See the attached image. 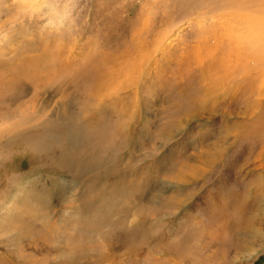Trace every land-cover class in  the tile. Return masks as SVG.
<instances>
[{"label": "rangeland", "instance_id": "374dc122", "mask_svg": "<svg viewBox=\"0 0 264 264\" xmlns=\"http://www.w3.org/2000/svg\"><path fill=\"white\" fill-rule=\"evenodd\" d=\"M186 1L0 0V264H264V146Z\"/></svg>", "mask_w": 264, "mask_h": 264}, {"label": "bare ground", "instance_id": "6f19581e", "mask_svg": "<svg viewBox=\"0 0 264 264\" xmlns=\"http://www.w3.org/2000/svg\"><path fill=\"white\" fill-rule=\"evenodd\" d=\"M191 2L192 1L188 0L185 3H181L182 5L177 4V3H179V2H177L175 5L176 6L175 8L178 7V9H179V8H183V6L188 7V5ZM194 2H196V5H197L196 8L197 9L200 8V9L204 10L203 12L201 11L203 14H205V15L206 14H208V15L213 14V16L216 17V20L210 21L211 22L210 26L213 25L212 27H214L215 29L222 28V31L220 30L221 32L217 30L218 34H215L213 36V37H216L217 40H220V42H217L211 46L206 44L209 49L214 48L216 50L215 54H213V56L211 57V59H212L211 62L218 63V62L222 61V55L225 57L223 62H220L222 65L221 69H223L222 72H219L218 68L212 66V69H213L212 72L214 74L212 73L211 75L214 76V78H215V75L219 72V75L221 74V76H223L225 78H226V76L231 77V81H229V80L228 81L230 82V86L233 89H235V91L237 92V93H235V97H237V98H235V100L236 101L240 100V99L242 100V98H243V102H245V105L247 104L248 111H250L252 114L251 116H249L248 119L243 120V121H239L238 123L237 122L234 123V126H231L230 128L227 129L228 134L231 133L232 131H234L235 132L234 140L240 139V137L242 138V136L243 137L249 136V137L257 138L258 141H261L263 143V146H264V55H261L262 53L259 51V48L264 44V39L259 40L261 37L260 33H264V32H261V29H260V27H263V30H264V25H262L260 22V21H262L261 19H264V18L257 17V14L261 10L264 9V0H195ZM187 9H185V11ZM188 10L189 11H186V12H188L187 14L189 15L193 11V7L189 8ZM178 11L176 13L181 12V9L179 12ZM249 11L252 14L249 13ZM205 12H207V13H205ZM198 13H200V12H198ZM192 14H194V11L190 15H192ZM183 15L184 14H182L180 16H183ZM185 16L183 17V19L185 18ZM259 23L261 24V26L259 25ZM263 23H264V20H263ZM201 25H203V23ZM245 39L247 41H245ZM227 41L229 42L228 44H231V47H229V50H227L225 48V43ZM133 45H135V44H133ZM38 59L39 58L32 59L29 62H27V66H26L27 67L26 68L27 73L25 75H28V76L38 75V73L40 71L47 68L48 64L42 63L40 60L38 61ZM108 61L109 60H107V63H108ZM244 62L247 63L245 67H244ZM217 69H218V71H217ZM51 71H52V65H51V69L49 70V73ZM45 72H47V70H45ZM246 74H248V75H246ZM44 79H45V75L41 77V81H44ZM218 80H219V78H218ZM212 82H214V80ZM217 82L219 83V81H217ZM229 82H227V83H229ZM222 83H221V86H222ZM225 87H227V86H225ZM232 88H229V90H231ZM233 89L231 91H233ZM225 93H227V92H225ZM200 95H202V94H200ZM238 102L241 103V101H238ZM243 107H244V105H243ZM255 108L260 109V111L257 113L254 112ZM64 116L67 118L69 115H67V113H66V115H64ZM81 118H83V117H81ZM62 119H63V121L66 120L65 118H62ZM76 121H77V119H76ZM27 122H29L28 118L24 121H21L20 122L21 126H25V124ZM60 122L62 123V121H60ZM65 124H66V122H65ZM57 126H58V124H57ZM63 126L61 125L60 128H59V126L58 127L54 126L52 128L49 126H47V127L45 126L44 127L45 131L43 132L42 138L46 140L48 137L47 135H52V133L55 131H57V132H59L60 130L62 131L63 129H65V128H63ZM61 128H63V129H61ZM84 131L87 132L86 130H84ZM68 133H70V132H68ZM223 137H225V136H223ZM223 137H221L223 139L222 141L227 142L228 138H223ZM222 141L220 143H223ZM44 143H46V141ZM223 146H225V145H223ZM210 153H211V151H210ZM212 161H214V160H212ZM96 162L98 163L99 161L97 160ZM97 163H95V164L97 165ZM218 223H219V221L217 222V224ZM223 230L225 233L224 228H223Z\"/></svg>", "mask_w": 264, "mask_h": 264}]
</instances>
